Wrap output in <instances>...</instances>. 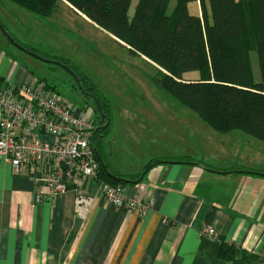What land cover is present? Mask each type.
<instances>
[{"label":"crops","instance_id":"obj_1","mask_svg":"<svg viewBox=\"0 0 264 264\" xmlns=\"http://www.w3.org/2000/svg\"><path fill=\"white\" fill-rule=\"evenodd\" d=\"M16 58L0 41V88L31 78ZM134 58L156 68L143 57ZM166 131L157 128L154 142L162 146L123 178L134 180L157 161L199 163L224 174L187 164L152 166L139 184L123 186L128 198L150 204L144 216L105 203L96 182L82 180L80 190L91 204L81 219L73 185L53 201H36L30 177L17 176L0 162V264H226L219 257L222 244L264 260V197L252 192L263 189L264 182L249 178L253 175L228 174L261 171L213 167L204 157L174 155L167 148ZM205 228L213 229L215 236H205Z\"/></svg>","mask_w":264,"mask_h":264},{"label":"trees","instance_id":"obj_2","mask_svg":"<svg viewBox=\"0 0 264 264\" xmlns=\"http://www.w3.org/2000/svg\"><path fill=\"white\" fill-rule=\"evenodd\" d=\"M8 1L43 19L54 14L58 3L66 4L124 45L132 57L154 64L161 74V93L194 113L208 128L220 134L238 131L264 142V0H193L199 10L193 15L186 5L192 0H175L170 14V0H137L131 18L132 0ZM250 53L257 57L258 83L252 76ZM51 60L68 66L110 118L107 102L93 83L71 64ZM95 145L104 162L102 148ZM104 164L111 174L121 177ZM97 179L125 186L100 167ZM219 257L226 264H264L262 258L227 244L220 246Z\"/></svg>","mask_w":264,"mask_h":264},{"label":"rangeland","instance_id":"obj_3","mask_svg":"<svg viewBox=\"0 0 264 264\" xmlns=\"http://www.w3.org/2000/svg\"><path fill=\"white\" fill-rule=\"evenodd\" d=\"M136 2L132 0L128 7L130 18ZM196 3L192 0L186 4L188 13H198ZM173 5L175 0H170L167 14ZM54 11L51 17L43 19L8 0H0V23L21 44L29 46L43 58L71 64L97 87L107 102L110 116L108 143L103 146L102 157L110 165L111 172L123 178L147 162L150 154L162 146L160 142H154L159 127L167 130V148L174 155L204 157L205 164L213 167L228 165L257 169L260 173L264 171V142L238 131L220 134L208 128L194 113L161 93V74L154 66L129 57L128 51L101 33L102 29L85 22L66 4L58 3ZM0 41L8 50L14 51L16 61L31 73V78L44 81L73 107L85 109L92 114L93 121L97 118L94 105L81 96L74 82L62 70L14 49L1 35ZM249 57L252 76L258 83L257 57L255 53H250ZM189 76L193 77L195 73ZM249 178L264 182L259 176ZM252 192H261L264 197V188H254Z\"/></svg>","mask_w":264,"mask_h":264},{"label":"built area","instance_id":"obj_4","mask_svg":"<svg viewBox=\"0 0 264 264\" xmlns=\"http://www.w3.org/2000/svg\"><path fill=\"white\" fill-rule=\"evenodd\" d=\"M91 117L37 78L0 88V162L8 164L13 174L30 177L36 201H53L73 185L74 207L81 219L91 204L80 190L82 180L96 182L105 203L146 215L149 203L130 199L121 186L97 179L99 164L90 145ZM202 233L215 236L211 228Z\"/></svg>","mask_w":264,"mask_h":264},{"label":"water","instance_id":"obj_5","mask_svg":"<svg viewBox=\"0 0 264 264\" xmlns=\"http://www.w3.org/2000/svg\"><path fill=\"white\" fill-rule=\"evenodd\" d=\"M0 34L2 35V38L5 39V41L14 49L28 55L29 57L37 60V61H41L44 64H48V65H52L55 66L57 68H59L60 70H62V72H64L67 76H69V78L74 82L73 84H75V86L77 87L78 91L80 92L81 96H84L85 98H87L94 106L96 113H97V120L98 123H102L104 122L103 125H97L96 128L94 129L93 135H96L97 133H100L101 131L103 132V130L108 129L109 124H110V120L104 115L102 108L100 106V104L98 103V101L89 95V93L85 92L84 89L82 88V85L80 84V79L78 78V76L72 72V70L58 62L55 60H50L47 58H43L38 54H35L33 52H30L26 49H24V47H22L20 44H18L13 37H11V35L8 33V31L2 26L0 25ZM94 140V139H93ZM93 140L91 141V144L93 143ZM92 150L94 153V157L96 158V160L98 161L99 167L100 169H102V171L113 181H118V183H122L125 185H137L142 181V178H144L145 174L147 173V171L153 166H157V165H163V164H187V165H195L198 166L202 169H204L205 171H209L215 174H224V172H219V171H215L212 169H208L202 165H199V163H191V162H180V161H157V162H153L150 163L148 166H146V168L143 170L142 174L139 175L138 178L134 179V180H129V179H125V178H121V177H117L114 176L113 174H111L105 167L106 165L104 164L103 160L101 159V157H99L100 155L98 154L96 148L92 145ZM230 173H237V174H246V175H253V176H259L264 178V173H260V172H252V171H230L228 172V174Z\"/></svg>","mask_w":264,"mask_h":264},{"label":"flooded vegetation","instance_id":"obj_6","mask_svg":"<svg viewBox=\"0 0 264 264\" xmlns=\"http://www.w3.org/2000/svg\"><path fill=\"white\" fill-rule=\"evenodd\" d=\"M97 117V116H96ZM98 118H95L94 119V129L96 128V126L97 125H103L104 124V122H102V123H98V120H97ZM109 128V127H108ZM109 129H106V130H103V132L101 131L100 133H97L96 135H93V133H92V138H91V140H93V143H92V145L94 146V147H96V145L95 144H99V146L101 147V148H103V146H104V144L105 143H108L107 142V137H108V134H109ZM97 148V147H96Z\"/></svg>","mask_w":264,"mask_h":264}]
</instances>
